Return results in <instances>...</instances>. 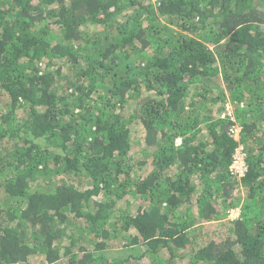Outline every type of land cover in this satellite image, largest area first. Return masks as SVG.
I'll list each match as a JSON object with an SVG mask.
<instances>
[{
  "label": "trees",
  "instance_id": "trees-1",
  "mask_svg": "<svg viewBox=\"0 0 264 264\" xmlns=\"http://www.w3.org/2000/svg\"><path fill=\"white\" fill-rule=\"evenodd\" d=\"M263 125L264 0H0V264H264Z\"/></svg>",
  "mask_w": 264,
  "mask_h": 264
},
{
  "label": "rangeland",
  "instance_id": "rangeland-1",
  "mask_svg": "<svg viewBox=\"0 0 264 264\" xmlns=\"http://www.w3.org/2000/svg\"><path fill=\"white\" fill-rule=\"evenodd\" d=\"M218 108L221 109V106H219V107L216 106L215 109H214V112L217 113ZM228 109L229 110L231 109V111H232L231 104H230V106H228ZM232 119L235 120L233 117H232ZM142 134H143V132L141 133V131H139V133L136 134V135H138L139 137H141ZM245 192H246L245 187H242L240 193L243 194ZM244 196H245V194H244ZM125 205L128 206L127 204H125ZM240 212H241L240 208L230 209V211L228 212V216L226 217V220H231L232 221L233 219H235V218H237L239 216ZM209 222H210L209 223L210 225L215 224V222H211V221H209ZM222 225H223L222 226L223 228H216L217 230H213L214 233H212V231H211V234L210 233L208 234L209 238H211V237H216L217 238L218 235H220L221 233H224L225 231H227L228 227L231 225V222L230 223L229 222L228 223H224ZM200 231H202V230H200ZM205 237L203 239L198 237L197 243H203V241L207 238V237L206 238ZM108 254L111 255V256H114V253L112 251L111 252H108Z\"/></svg>",
  "mask_w": 264,
  "mask_h": 264
},
{
  "label": "built area",
  "instance_id": "built-area-1",
  "mask_svg": "<svg viewBox=\"0 0 264 264\" xmlns=\"http://www.w3.org/2000/svg\"><path fill=\"white\" fill-rule=\"evenodd\" d=\"M241 127L239 125H236L235 128H233V133L235 134V137H239ZM246 152L244 150L243 145L241 144L235 154H234V161L231 165V168L235 170V172L238 174L239 177H242L245 174L246 171V162H245Z\"/></svg>",
  "mask_w": 264,
  "mask_h": 264
},
{
  "label": "clouds",
  "instance_id": "clouds-1",
  "mask_svg": "<svg viewBox=\"0 0 264 264\" xmlns=\"http://www.w3.org/2000/svg\"><path fill=\"white\" fill-rule=\"evenodd\" d=\"M237 125H239V124H237ZM240 126V125H239ZM241 127V126H240ZM239 136H240V133H239Z\"/></svg>",
  "mask_w": 264,
  "mask_h": 264
}]
</instances>
